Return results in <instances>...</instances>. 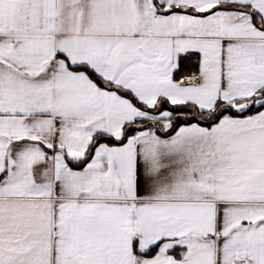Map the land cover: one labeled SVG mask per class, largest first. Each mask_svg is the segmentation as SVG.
Masks as SVG:
<instances>
[{"label": "snow or ice", "instance_id": "snow-or-ice-1", "mask_svg": "<svg viewBox=\"0 0 264 264\" xmlns=\"http://www.w3.org/2000/svg\"><path fill=\"white\" fill-rule=\"evenodd\" d=\"M0 264H264V0H0Z\"/></svg>", "mask_w": 264, "mask_h": 264}]
</instances>
